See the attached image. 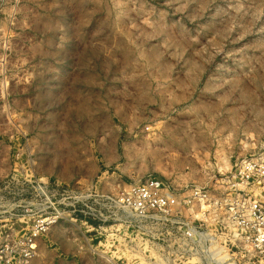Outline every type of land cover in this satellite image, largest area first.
<instances>
[{"label": "rangeland", "instance_id": "obj_1", "mask_svg": "<svg viewBox=\"0 0 264 264\" xmlns=\"http://www.w3.org/2000/svg\"><path fill=\"white\" fill-rule=\"evenodd\" d=\"M263 151L264 0H0V238L57 218L31 264H207L108 198Z\"/></svg>", "mask_w": 264, "mask_h": 264}, {"label": "built area", "instance_id": "obj_2", "mask_svg": "<svg viewBox=\"0 0 264 264\" xmlns=\"http://www.w3.org/2000/svg\"><path fill=\"white\" fill-rule=\"evenodd\" d=\"M223 176L225 181L212 194L148 176L119 197L108 199L137 220L172 226L178 249L198 256L199 262L207 263L201 255L215 252L211 248L218 242L217 234L225 231L223 236L231 237L230 241L264 264V151L238 160ZM184 211L189 212V219L181 216ZM56 219L36 220L22 237L0 238V264H31L38 239Z\"/></svg>", "mask_w": 264, "mask_h": 264}, {"label": "bare ground", "instance_id": "obj_3", "mask_svg": "<svg viewBox=\"0 0 264 264\" xmlns=\"http://www.w3.org/2000/svg\"><path fill=\"white\" fill-rule=\"evenodd\" d=\"M216 252L217 251L212 252V253L211 252H207V251L204 252V254H206V260H207V263L208 264H223L222 262H217L216 260L213 259L214 258L213 255H215V254H216V257L215 258H219L218 260H220L221 258L223 259L224 254L222 253L220 255L219 253H216ZM223 252H225V251H223ZM218 254L220 256H218Z\"/></svg>", "mask_w": 264, "mask_h": 264}]
</instances>
